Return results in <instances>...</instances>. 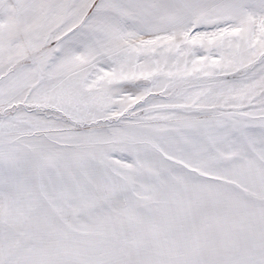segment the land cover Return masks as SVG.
<instances>
[{
  "label": "snow or ice",
  "instance_id": "6c2138e0",
  "mask_svg": "<svg viewBox=\"0 0 264 264\" xmlns=\"http://www.w3.org/2000/svg\"><path fill=\"white\" fill-rule=\"evenodd\" d=\"M0 264H264V0H0Z\"/></svg>",
  "mask_w": 264,
  "mask_h": 264
}]
</instances>
